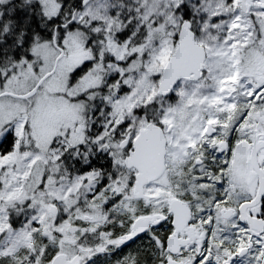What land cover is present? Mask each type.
<instances>
[{"label":"snow or ice","instance_id":"snow-or-ice-1","mask_svg":"<svg viewBox=\"0 0 264 264\" xmlns=\"http://www.w3.org/2000/svg\"><path fill=\"white\" fill-rule=\"evenodd\" d=\"M0 264H264V0H0Z\"/></svg>","mask_w":264,"mask_h":264}]
</instances>
